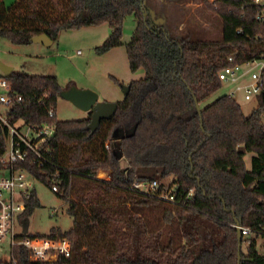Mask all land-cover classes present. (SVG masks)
I'll list each match as a JSON object with an SVG mask.
<instances>
[{"label": "trees", "instance_id": "trees-1", "mask_svg": "<svg viewBox=\"0 0 264 264\" xmlns=\"http://www.w3.org/2000/svg\"><path fill=\"white\" fill-rule=\"evenodd\" d=\"M202 1L221 21L220 42L159 26L147 0H14L10 7L0 0V39L16 46L42 34L55 42L61 32L107 23L110 35L96 48L105 54L123 45V22L132 17L136 28L125 53L130 72L144 73L128 84L113 118L92 134L91 113L82 120L56 119L59 93L68 87L61 88L55 76L0 74L22 99L8 115L37 131L43 125L53 129L41 147L45 164L28 161L15 169L49 189L56 182L55 194L72 218L68 231L17 235L65 238L71 243L69 258L34 262L17 246V264H264L256 246V239L264 244V91L249 116L226 95L199 107L221 88L218 73L229 57L230 65L264 59V21L256 19L264 7L250 0H214L213 9ZM163 23L173 21L165 17ZM134 125L131 137L114 139L116 131ZM6 139L0 124V174H7L1 165ZM246 154L253 155L250 169ZM101 173L105 177L99 178ZM134 178L168 183L175 202L129 190ZM39 207L33 189L20 224ZM236 223L252 233L242 238L241 246H247L239 263Z\"/></svg>", "mask_w": 264, "mask_h": 264}, {"label": "rangeland", "instance_id": "rangeland-1", "mask_svg": "<svg viewBox=\"0 0 264 264\" xmlns=\"http://www.w3.org/2000/svg\"><path fill=\"white\" fill-rule=\"evenodd\" d=\"M13 2L14 0H4V5L10 7ZM207 2L213 9H217L213 4L214 0ZM147 6L151 18L157 14L156 24L159 26H170L173 32L188 34L196 40L208 42L222 40L221 21L202 0H147ZM165 17L170 18L173 24L165 25L163 23ZM135 28V20L126 17L121 40L123 45L105 54L98 53L96 48L102 46L110 35L107 23L61 32L57 40L48 47L39 44L16 46L5 39H0V65L11 67L15 72L55 76L61 88L75 86L77 89L95 92L98 95V102H117L124 96L122 86L144 77L143 72L135 74L130 72L125 53L124 45L130 41ZM250 82V77L247 76L234 84L222 83L221 88L199 107L204 108L217 97L234 93L233 100L241 107L243 114L249 116L257 107L256 98L246 101L244 92L237 91L236 88ZM1 93L4 92L0 88ZM86 116L87 113L58 97L56 103L58 121L82 120ZM252 156L246 154L244 157L247 169H250ZM4 174L6 173L0 175ZM98 177L103 178L105 174L101 173ZM27 180L31 181L40 203V207L27 219L28 235H47L52 228L68 231L72 227V218L67 215L63 200L42 183L31 177ZM15 231L18 232V228ZM256 245L259 254H264L263 241L256 239ZM9 246L10 239L7 237L2 244L5 255L9 253ZM246 246L243 242L241 246L243 252H246Z\"/></svg>", "mask_w": 264, "mask_h": 264}, {"label": "built area", "instance_id": "built-area-1", "mask_svg": "<svg viewBox=\"0 0 264 264\" xmlns=\"http://www.w3.org/2000/svg\"><path fill=\"white\" fill-rule=\"evenodd\" d=\"M254 5L264 7V0H250ZM256 19L264 21V15L258 14ZM233 58L229 57V64L218 73V79L221 83H236L250 77L249 84L237 87V91L244 92V100H251L264 91V59L252 60L243 64L230 65ZM246 67V69H242ZM256 70V71H255ZM0 88L4 93L0 94V124L7 130V148L1 159V165L7 172L0 175V262L7 264H17L13 257V248L20 246L25 248L29 253V259L34 262H48L58 259L59 257L69 258L71 255V243L69 240L48 239L39 237H25L18 239L17 235H22L19 216L25 209V199L33 190L31 177L23 169H15L17 164H24L29 161L31 165L42 167L45 164L41 152L42 145L52 136L53 129L50 126L43 125L38 131L25 124L22 120L15 121L8 115L9 110L19 104L22 99L10 92V85L0 79ZM227 98L233 99L234 93L226 95ZM55 111L50 109L48 117L53 118ZM106 148L108 146L106 145ZM32 178V177H31ZM50 190L58 193L56 182L52 181ZM129 190L150 195L160 201L173 203L176 199V191L168 183L158 181H148L134 178L129 183ZM191 197V191L189 193ZM233 227L241 232L242 238L252 236L248 228L239 224ZM18 228V232L15 229ZM10 239L9 253L4 254L2 244L6 238Z\"/></svg>", "mask_w": 264, "mask_h": 264}, {"label": "water", "instance_id": "water-1", "mask_svg": "<svg viewBox=\"0 0 264 264\" xmlns=\"http://www.w3.org/2000/svg\"><path fill=\"white\" fill-rule=\"evenodd\" d=\"M146 17V14H144ZM53 41L45 34L37 35L30 39V44H39L46 47L52 45ZM13 69L11 67L0 65V72L3 76L7 77ZM129 85L122 86L123 95L126 96L129 92ZM59 97L71 103L75 108L85 113H91L90 122L87 129L92 134L98 127L101 121L110 120L113 118L117 110V102H98V95L87 89H77L75 86H71L66 90L59 93ZM136 129V125L131 127L129 130L122 132L116 131L114 133V139L120 140L122 138L131 137ZM238 224V223H236ZM27 219L21 221L22 234H27ZM237 242H238V263L240 262V251L242 236L239 230H236Z\"/></svg>", "mask_w": 264, "mask_h": 264}, {"label": "crops", "instance_id": "crops-1", "mask_svg": "<svg viewBox=\"0 0 264 264\" xmlns=\"http://www.w3.org/2000/svg\"><path fill=\"white\" fill-rule=\"evenodd\" d=\"M53 44V43H52ZM257 246V245H256Z\"/></svg>", "mask_w": 264, "mask_h": 264}]
</instances>
